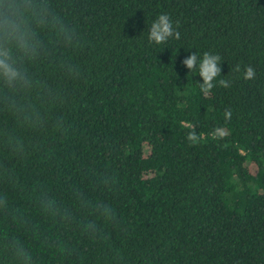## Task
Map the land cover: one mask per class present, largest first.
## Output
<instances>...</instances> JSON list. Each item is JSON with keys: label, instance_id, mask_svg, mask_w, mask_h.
<instances>
[{"label": "trees", "instance_id": "trees-1", "mask_svg": "<svg viewBox=\"0 0 264 264\" xmlns=\"http://www.w3.org/2000/svg\"><path fill=\"white\" fill-rule=\"evenodd\" d=\"M53 5L85 38L72 54L79 75L50 74L66 96L58 114L67 131L21 133L34 145L23 159L0 151L10 170L0 192L20 216L0 217V231L19 237L36 264H264V0ZM161 14L179 39L148 40ZM192 52L198 63L205 52L221 57L208 95L198 70L181 63ZM249 66L255 78L245 80ZM193 130L196 143L187 139ZM100 173L114 175L115 187L99 186ZM38 188L72 209L77 224L45 217ZM76 190L117 213L116 224L100 221L103 239L80 232L94 217Z\"/></svg>", "mask_w": 264, "mask_h": 264}, {"label": "clouds", "instance_id": "clouds-1", "mask_svg": "<svg viewBox=\"0 0 264 264\" xmlns=\"http://www.w3.org/2000/svg\"><path fill=\"white\" fill-rule=\"evenodd\" d=\"M170 37L180 38L167 14L159 15L151 24L148 40L163 44ZM85 45V38L78 27L56 10L53 0H0V151L10 159L25 158L34 146L21 134L23 132L41 135L48 131L66 132L65 120L58 109L66 103L62 88L51 79V73L74 78L79 75V66L72 54ZM221 57L205 52L199 59L196 53L184 58L181 63L190 71L198 70L202 79L200 91L208 95L218 76H222ZM42 65H47L45 71ZM236 65L234 72H240ZM245 80L255 78V70L247 67L243 71ZM221 86L229 87L230 81L220 79ZM225 118L231 112L224 113ZM187 139L196 143L199 137L190 131ZM9 167L0 161V175H8ZM96 183L106 189L115 187L116 177L100 173ZM81 209L89 210L94 217L79 222L80 232L89 239H103L104 231L100 221L105 224L118 223L117 213L106 203L93 202L78 190L74 193ZM35 202L40 212L53 223L71 227L77 224L72 209L62 205L55 197L43 189L37 190ZM0 217L20 221L18 212L10 205L7 193L0 192ZM37 233L35 226L30 228ZM56 247L60 242L56 241ZM0 264H36L24 242L7 230L0 231Z\"/></svg>", "mask_w": 264, "mask_h": 264}]
</instances>
